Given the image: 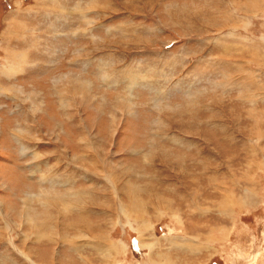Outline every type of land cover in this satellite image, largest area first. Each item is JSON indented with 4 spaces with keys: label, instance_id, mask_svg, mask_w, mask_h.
<instances>
[{
    "label": "rangeland",
    "instance_id": "374dc122",
    "mask_svg": "<svg viewBox=\"0 0 264 264\" xmlns=\"http://www.w3.org/2000/svg\"><path fill=\"white\" fill-rule=\"evenodd\" d=\"M0 264H264V0H0Z\"/></svg>",
    "mask_w": 264,
    "mask_h": 264
},
{
    "label": "bare ground",
    "instance_id": "6f19581e",
    "mask_svg": "<svg viewBox=\"0 0 264 264\" xmlns=\"http://www.w3.org/2000/svg\"><path fill=\"white\" fill-rule=\"evenodd\" d=\"M20 64H21V62H19ZM77 83H79V81L77 82ZM78 85V84H77ZM80 86V85H79ZM82 86V85H81ZM84 86V85H83ZM76 92V91H75ZM77 93V92H76Z\"/></svg>",
    "mask_w": 264,
    "mask_h": 264
}]
</instances>
